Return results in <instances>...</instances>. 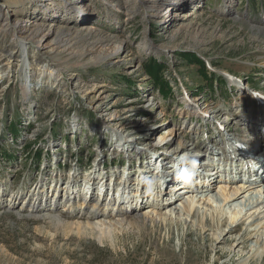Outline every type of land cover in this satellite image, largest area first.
<instances>
[{
	"label": "rangeland",
	"instance_id": "obj_1",
	"mask_svg": "<svg viewBox=\"0 0 264 264\" xmlns=\"http://www.w3.org/2000/svg\"><path fill=\"white\" fill-rule=\"evenodd\" d=\"M53 1L58 8L49 12L40 0H0L3 15L11 21L18 18L27 29L41 22L54 32L59 25L74 31L63 35L66 44L52 53L46 46L37 49L33 33L22 38L31 53V88L25 99L22 82L28 72L18 46L25 34L0 30V264H221L214 261L213 233L192 218L158 204L160 216L144 218L155 199L150 202L139 194L138 207L126 208L125 217L105 215L111 230L99 237L86 225L92 220L86 215L91 207L83 214L78 204L81 191L93 187L99 194L103 184L115 198L124 179L130 182L126 195L142 193L134 182L142 168L148 192L146 183L156 169L145 160L143 166L136 165L137 156L145 159L148 152L154 157L170 139L165 148L169 161L179 160L185 151L201 152L199 160L205 161L209 148L217 150L215 141L230 135L225 131L235 133L240 142L250 141L252 156L264 153L263 135L239 128L242 124L231 119L242 113L249 126L248 120L260 123L258 112V118L264 115L251 94H264V0L176 1L178 7L169 9L170 20L164 18L167 1L158 16L147 7L151 0ZM121 42L122 49L111 57L100 54ZM149 45L153 48L147 52ZM190 53L208 71L200 69ZM45 59L52 63L49 69H59L56 79L40 75L37 68ZM154 59L162 64L158 82L144 70ZM119 133L134 146H117L118 140H125ZM182 141L186 146L180 150ZM131 149L145 154L129 156L126 150ZM69 186L80 192L70 202L74 211L62 206L69 202L64 198ZM10 197L16 200L13 208L5 206ZM91 200L90 193L88 203ZM34 201L40 203L36 212L28 208ZM244 203L226 204L222 218L229 221L233 205L244 212ZM50 214H58L63 224ZM132 216L136 218L125 221ZM72 222L81 223L80 230Z\"/></svg>",
	"mask_w": 264,
	"mask_h": 264
},
{
	"label": "bare ground",
	"instance_id": "obj_2",
	"mask_svg": "<svg viewBox=\"0 0 264 264\" xmlns=\"http://www.w3.org/2000/svg\"><path fill=\"white\" fill-rule=\"evenodd\" d=\"M40 1L44 2L46 5L47 9L45 11L50 12L51 10H53L55 8L57 10V8H58L53 0H40ZM46 1H48V2H46ZM165 1L168 2V5H167V7H165L166 9L164 12V18L170 20L173 15H171V13H169V9L170 10L176 9V7H178V4L176 1H183V0H151L147 7L151 9V12L153 11L152 15L158 16V14L161 11L160 8L163 6ZM0 5L2 6V3H0ZM1 6H0V10L2 9ZM72 7L74 8V5ZM231 8L232 7L229 6L228 10ZM178 9H180V8H178ZM83 10H85V8ZM75 11H78L77 8H75L73 10V12H75ZM165 13H167V16H165ZM187 14H189V13H187ZM52 16H53V13H51V17ZM166 17H169V18H166ZM21 22L22 21L18 20V18L13 19L11 21L8 18V16H4L3 13L0 11V30L3 29V30L11 31L14 35H16V33L25 34L24 37H20L21 39L18 42V44H19L18 46L22 51L21 57L23 59L22 60V63H23L22 66H23L24 72L25 73L28 72L27 74H25L26 76L24 77V80L22 82L23 94H24V98L26 99L27 95L30 92V88H31V86L29 85L31 82L30 75H28L29 74V68L28 67H30V64H31L30 60H29L31 53L26 49L25 41L23 39L26 38L28 34L30 35L33 33L34 36L38 37L37 42H36L37 49H39L40 46H46L47 47L46 52L52 53L55 51L56 47H60L62 45L61 44L62 42L64 45L66 44L67 40L63 41L62 36L68 35L69 32H74V31L68 25H59L56 27L55 32H54V30H52L50 28H46L45 26H43V24L41 22H38V24H35L34 28L31 30V29H27L24 25L22 26ZM63 27H65V29L61 30V28H63ZM175 29L176 28L174 27V30ZM76 31H78V30H76ZM93 33H92V35H93ZM52 34H55V37L49 39V36ZM15 38H16V36H15ZM81 39H82V37H81ZM98 41H99V39H98ZM43 43H44V45H43ZM150 46L151 45H149L147 47V49H146L147 52H149ZM122 47L123 46H122V42H121L116 47H111V49L108 51H106L105 48L102 49L100 54H102L103 56H106V57H111L112 55L119 52L122 49ZM151 47L153 48V46H151ZM34 54L36 56V53H34ZM98 59H101V58H98ZM45 60H46V62L44 64H42L41 67L37 68L39 70L40 75L43 76L44 74H47L51 78L56 79L57 76L60 74L58 72L59 69H55L54 71H52V69L48 68L49 65H52V63H50V61L47 59H45ZM228 77H229L230 81H232V80L234 81V79H235L232 76L231 77L228 76ZM240 94H243V97H244L243 91H241ZM259 96H261V95H259ZM240 98L242 99V97H240ZM256 102L258 104V108H256L257 111H263L264 110L263 100H261V102L256 100ZM188 105H190V104H188ZM191 107H193V106H191ZM256 116H257V120H259L260 123H257L256 120H254V119H252L251 121L248 120L246 122L250 123L249 126H248V124L245 125L243 123L247 118L242 113L240 114L238 112V115H237L238 118L237 119L235 118V116H233L231 119L233 121H235L237 124H240V123L242 124L239 126V128L242 127L244 130H247L248 132L252 131V133L256 132L257 135H263L262 140H264V115L263 116L261 115L260 116L261 118H258L259 117V112H258V114ZM206 121L208 122V120H206ZM214 123L216 124L217 121L215 120ZM224 124H225V122H224ZM165 129H167V128H165ZM166 133H168L167 136H169L170 135L169 133H172L171 129L168 130ZM225 133L226 134L229 133L230 135L225 137V138L222 137L219 140L215 141L214 147L217 150L214 151V148H209L210 158H213L215 155H217L218 159H222V161H220V162L217 161L216 163L209 161L208 165H212L214 167L215 171H213L212 173H209L210 167L209 168L206 167L204 170V168L199 167L200 163L198 164V166L196 164H194V167L189 169V172H191L192 174L196 173L197 175H201V173L206 172L205 175H203V177H202L203 179H199V180H198L199 176H197V178L194 177L191 179L190 175L188 174L187 168L185 167L186 162L190 163V160L192 159L191 157L180 158L179 160L174 159L173 161H169L168 158L162 157L161 152H163L164 149L167 148L168 145H170L172 139L167 140L166 142H164L161 145L162 148L160 147L159 151H161V150L162 151L155 153V156H156V157L154 156L155 158L153 157L152 153L148 154V152H147V154H145V153H141L139 151H136L135 149L134 150L131 149L129 151L126 150V153L129 156L130 155L134 156V155H138V154H145L146 155V156L144 155L145 164H147L149 161L154 162V163L157 162V164L160 166V171L162 173L159 175V178L157 179L160 182L157 185V188H156L157 190L153 189L154 196L152 194V195H145L146 198L144 197L145 185L143 186V184L145 182V178H144L145 171L143 168L141 170V173L138 175V177L134 181L137 186H140V190L142 189L143 192L142 193H138V192L135 193L134 192L133 193L134 197L133 196L129 197L128 195H126L125 189L127 187L125 185L127 183L130 184V182L124 178H123L124 180L121 181V183H122L121 190L122 191H119L120 194L118 193L117 195H115V198H113V196H112L113 194L111 195V197L108 198L107 195H109V193L107 191L103 192V190L105 189L104 184H103V186H101L99 188V190H98L99 194H96V195L102 197V201L100 203L92 201V200H91L92 203L91 202L86 203V197H90L89 194L91 193V195H92L94 192V189L91 192V190L87 191V188H86V191H81L82 196L80 198H82V200L78 205H79V211H81L83 214L88 210L89 207H91V210L88 212V214H86V215H88L87 217H90L92 219V220L90 219L91 221L86 222V225L88 226V228L91 230L92 233L97 234L98 237L110 232L111 226L108 225V223H106V221H104V216L105 215L110 216L112 214H115L116 216H120V218L125 217L124 214H126V208L130 209L131 207H135V206L138 207L137 197L140 194L139 197H141V195H142V197L145 200H148L150 198L149 199L150 202H152V200L155 199L153 201L152 205L149 206L150 207L149 212H146L147 214H145V213L143 214L144 218H148V217H150V215H153V214H155V215H157V217H159L160 212H159L158 208H156V205L157 204L161 205V206L166 205V206H171L172 210L175 211V213L178 212L179 214L180 213L185 214L186 219L189 217V218L193 219L192 221L195 220L200 225V227L203 228L204 231H211L213 233L211 240H213V242L217 243L215 245V249L213 250L214 251V258H215L214 261L222 260L221 264H229V263L230 264H264V194H263L264 193V184H263L264 183V170H263L264 160L263 161H255L253 158H249L250 157V154H249L250 147L248 148L247 144H249L248 142H250V141H248L246 143L240 142L235 137L236 136L235 133H230V132H226V131H225ZM243 133H246V131H244ZM119 136L123 137L125 140L119 141L118 136H117V139L115 140V141L118 140L116 143L117 146H118V143L120 145H123V146L124 145H127L129 147L131 145L134 146V143L130 142L124 134L119 133ZM204 139H206V138H204ZM235 139H236V141L239 142V146H238V142L237 143L235 142ZM251 143L253 144L254 141L253 142L251 141ZM200 144H202V143H200ZM223 144H226L228 147H226V145L223 147L222 146ZM231 144H233L234 146H237V147H234V146L232 148L229 147ZM184 146H186V142L182 141L180 146L178 147V149H180V148L182 149V148H184ZM244 146H247V148H245ZM196 147H197V144L195 143L194 148H196ZM178 149H175L172 152V154H175ZM219 149L222 152L221 153L222 156L218 154ZM226 149L227 150L230 149L232 151L229 152V151H226ZM245 149H247V150H245ZM234 150H237V152L235 151V154L233 155ZM165 152L166 153L168 152L167 149H165ZM259 152L263 153V150H261ZM181 155L182 156H184V155H187V156L191 155L192 156L193 154L181 153ZM137 157H138V161L141 162L140 156L138 155ZM223 159H228V161L226 162V163H228V166L226 168H224V166L221 165V164H223ZM238 159L239 160L241 159V161H239V163H238ZM243 160L247 161V162H245V163H247V165H246V169H245V173H244V174H246V171H247V177L245 178L244 181L242 180L243 175L240 177L236 173H233V171L237 170L240 166L245 165V163H243ZM126 165L128 166V164H126ZM138 165H141V163ZM126 174H124V175L126 176ZM168 176H169V178L164 180V178H167ZM98 177H99V175L95 176V178H94V176L92 177V179H93L92 184L94 183L95 180H98ZM237 178H239L238 181H237ZM189 179H191V180L189 181ZM100 180L102 181L103 177L100 178L99 181ZM105 181H106V179H105ZM166 181H171L173 183V185L171 187L167 188L166 186H164ZM87 184H90V183L87 182ZM212 185H213V187H212ZM210 186H211V188H210ZM69 187H70V189H68V191L67 190L65 191V193L67 195L66 196L64 195V198L68 199L69 202H68L67 206H66V204L65 205L63 204L62 206H63L64 210L71 209L72 211H74V210H76V206H74V203H70V202L72 199L79 197L80 192L78 190L74 189L73 186L72 187L69 186ZM90 188L92 189L93 187H90ZM185 190L189 191V193H185ZM211 190H212V192L215 191V195L211 194V196H209L210 195L209 192ZM171 191H173V192L180 191L181 195L172 196L173 194L171 193ZM51 196H53V197H51ZM50 197H51L49 200L50 205H52V207H54L55 205H57L56 201L54 200L55 197L53 194H51ZM12 198L13 197H10L9 199H5V202H7L5 206L10 207V208L14 207L16 200L15 199L12 200ZM106 200H107V202H106ZM240 200H241V202L242 201L245 202L243 204V206L246 207L244 209V212L241 211L242 209L239 210L240 205H233V210H235V212L232 213L229 221L227 222V220L222 218L223 217V209H224L223 207L226 204H234L235 202H238ZM2 202L3 201H1V197H0V204H2ZM16 203H19V202L17 201ZM24 203H25V201L23 202V205H24ZM102 203L105 205H103V206L101 205V207H100V204H102ZM39 204H37V203L35 204V201H34V202L30 203V207H28L27 205L26 206L29 208V210L36 212L38 208L40 209ZM216 207H218V208H216ZM215 208H216V210H215ZM164 213L165 212H163V215H164ZM50 215L52 217H54L53 219L55 220V222L57 224H59V223L63 224L62 220H60V218H59L60 216L58 214H50ZM135 218H136L135 216H132L131 218L126 219L125 221L130 222L131 219H135ZM123 219H125V218H123ZM118 222H121V219ZM197 223H196V225H197ZM245 223H246V225H245ZM73 224H75V227H77L80 230V228L82 226L81 223L76 222ZM249 227L250 228L253 227V228H251L252 230H250V231L254 233V236H252L251 232L248 230ZM253 242H254V244H252ZM225 244H226V246H221V245H225ZM251 244H252V246L250 247V249H248V247ZM250 251H251V253L248 256V253Z\"/></svg>",
	"mask_w": 264,
	"mask_h": 264
},
{
	"label": "trees",
	"instance_id": "obj_3",
	"mask_svg": "<svg viewBox=\"0 0 264 264\" xmlns=\"http://www.w3.org/2000/svg\"><path fill=\"white\" fill-rule=\"evenodd\" d=\"M192 56V58H194L193 60H197V64L200 66V69H202V70H206V71H208L207 70V68H206V66H204V64H203V61L198 57V56H196L195 54H193V53H190L189 54V57H191ZM161 63H159V62H157L155 59L154 60H152L151 62H150V64L147 66H145L144 68V70H145V72L148 74V75H150L152 78H153V80H154V82L156 81V82H158L159 80H162L160 77H159V72H160V70H161ZM199 69V70H200ZM211 77V76H210ZM165 85V84H164ZM208 91H211L213 88L211 87V85H210V87H209V85H208ZM162 90H166V85H165V88H163L162 87Z\"/></svg>",
	"mask_w": 264,
	"mask_h": 264
}]
</instances>
